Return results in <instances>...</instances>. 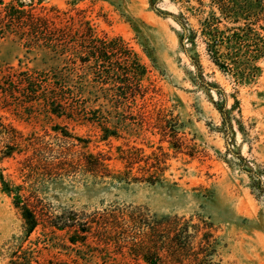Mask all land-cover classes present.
Returning <instances> with one entry per match:
<instances>
[{
    "label": "rangeland",
    "instance_id": "rangeland-1",
    "mask_svg": "<svg viewBox=\"0 0 264 264\" xmlns=\"http://www.w3.org/2000/svg\"><path fill=\"white\" fill-rule=\"evenodd\" d=\"M22 1L33 2L34 13L57 27H77L83 20L98 39L122 40L145 68V96L136 103L144 104L148 119L142 128L127 121L117 137L102 140L97 127L48 117L37 104L28 108L18 89L14 100L0 98V125L36 144L34 152L21 147L2 158L9 140L0 135V171L38 219L26 235L12 196L0 185V264H144L125 251L117 254L104 247L92 235L85 245L68 242L75 228H86L114 209L189 222L199 229L196 243L209 233L214 248L209 264H264V58L254 63L258 70L250 80L241 82L209 61L200 39L194 48L179 43L181 28L173 17L196 31L203 16L195 8L207 0ZM259 8V22L252 28L264 36L259 29L264 26V0ZM0 69L19 73L46 68L8 38L0 42ZM162 121L169 133L165 137L158 128ZM55 126L68 137L88 141L84 152L108 159L113 175L130 171L128 178L94 179L81 172L47 177L48 164L58 161L64 146ZM126 152L136 159L130 169L119 160ZM34 154L36 161H26ZM148 178L153 185L142 180Z\"/></svg>",
    "mask_w": 264,
    "mask_h": 264
},
{
    "label": "trees",
    "instance_id": "trees-1",
    "mask_svg": "<svg viewBox=\"0 0 264 264\" xmlns=\"http://www.w3.org/2000/svg\"><path fill=\"white\" fill-rule=\"evenodd\" d=\"M259 4L260 0H207L206 4L198 1L195 9L203 17L199 19L196 31L173 17L181 28L179 43L182 45L186 41L194 48L195 41L200 39L209 61L216 68L235 80L249 81L253 70H258L254 63L264 58V36L252 28L259 22ZM204 8L208 10H202ZM34 9L33 2L0 1V42L8 38L15 40L26 54L39 57L46 68L40 72L19 73L0 69V98L14 100L18 89L17 93L28 108L37 104L48 117L97 127L102 132V140L117 137L127 121L139 128L143 123L147 124L144 104L138 107L136 103L137 98L142 100L145 96L141 86L145 68L136 54L120 39H98L83 20L78 21L77 27L73 23L57 27L45 16L35 14ZM45 10L41 7V11ZM52 11L58 12L50 8ZM259 29L264 33V26ZM136 120L139 122L134 123ZM159 123L162 137L168 136V129L161 125L164 122ZM0 127L4 129L0 135L6 134L9 140L2 158L19 153L21 147L23 152L36 151L33 141L26 143L14 129L7 131L3 125ZM53 132L63 138L65 147L59 151L58 161L48 164L47 177L61 172H81L94 179L114 178L122 182L130 175V171L113 175L108 169V159L84 152L88 144L85 139L68 137L59 126L53 127ZM173 144L170 142L176 149ZM75 147L81 150L73 151ZM33 160L36 161L35 154L26 159L30 163ZM119 160L130 169L136 159L126 152ZM145 168H149L148 163ZM142 180L154 184L150 178ZM133 181L137 183L140 179L133 178ZM0 185L5 194L12 196L14 207L21 214L24 231L30 235L38 225L35 212L21 201L17 187L10 189L1 171ZM86 226L88 230L83 226L75 228V233L68 239L71 245H85L87 237L92 235L104 247L113 248L117 254L125 251L144 264H209L214 253L208 243L209 233L203 234L196 243L198 227L189 222L180 223L175 217L146 218L138 209L104 212ZM9 264L21 262L16 260ZM47 264L72 263L48 261Z\"/></svg>",
    "mask_w": 264,
    "mask_h": 264
}]
</instances>
